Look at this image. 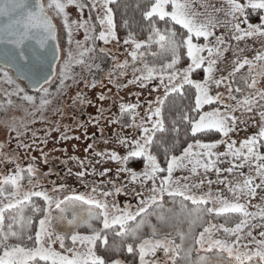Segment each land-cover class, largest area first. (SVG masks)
Returning a JSON list of instances; mask_svg holds the SVG:
<instances>
[{"label":"snow or ice","instance_id":"obj_1","mask_svg":"<svg viewBox=\"0 0 264 264\" xmlns=\"http://www.w3.org/2000/svg\"><path fill=\"white\" fill-rule=\"evenodd\" d=\"M113 3L114 0H0V91L7 97L0 102V109L6 113L17 106L12 99L16 97L32 109L29 115L39 113L40 118L45 119L44 113L69 87L67 81L76 83L73 65L87 66L89 70L93 66L99 68L98 64H88L87 60L96 51V40L106 45L112 41L119 43ZM194 5L195 0H143L138 3L136 8L147 26V36L137 39L129 32L123 43L131 46L128 53L131 61L125 59L115 64L118 76H126L131 63L132 79L128 84L147 88L150 82L158 80L156 91L163 88L162 95L145 102L146 118L142 117L139 123L136 119L139 102L120 105L121 117L113 122L119 123L127 116L131 120L127 126L139 129L138 135L117 139L126 149V155L116 150L94 153L118 162L117 174L127 172L130 183L139 184L140 190L131 189L134 196L141 197L137 208L133 211L131 205L121 208L114 200L109 201V197L126 188L112 180L108 181L111 190L103 187V181L99 185L93 181L88 194H63L71 191L66 180L51 182L50 186L42 184L40 178L50 173H41L35 163L21 167L15 154L9 155L0 144V157L15 165L13 171L0 178V264H125L124 260L116 258L125 251L133 256V264L137 256L138 264H264V231L259 232V238L252 231L257 227L254 223L257 218L258 226L264 229V205H256V212L248 210L251 200L258 195L257 190H264V104H261L264 89L257 88V78L264 77V51L255 52L249 59L241 57L238 53L243 49H238L231 70L225 76L219 62L228 51L225 47L228 37L223 32L217 34L218 28H225L231 33L230 38L238 42L264 37V16L259 17L260 22H249L251 12H264V0H224L220 7L205 5L204 12L197 11ZM69 7H75L80 15L88 9L89 18L70 20ZM208 7H212L211 13L207 12ZM93 18L99 23L98 36L97 25L91 22ZM124 23L128 25V21ZM64 29L69 45L75 43V51L70 47L67 53H62L60 33ZM80 29L84 31L83 41H73L74 32ZM201 38L202 43L199 42ZM88 41H92L90 46ZM154 45L165 54L159 63L148 59L149 55L158 56L157 52L147 51ZM99 51L106 50L100 48ZM182 59L189 62L182 66ZM53 64L57 68H53ZM246 66L247 73L242 74ZM197 69L202 70L201 79L193 78ZM238 74L248 89L247 94L241 87L233 89L231 83L226 84L228 97L235 102L227 103L219 88ZM108 76L109 82H116L112 79V71ZM22 80L31 82L35 95L20 86ZM95 86L92 82L91 87ZM53 87L55 92L50 90ZM233 91L243 98L238 99ZM82 97L83 93L78 92L74 102L90 103ZM174 97L181 101V106L171 111L174 117L171 132L176 136L171 148H163L162 166L156 153L169 141L158 140L157 134L163 136L168 132L165 106L173 104ZM100 99L105 97L101 95ZM206 105L209 110H205ZM257 106L260 108L259 131L240 141L237 147L238 142L231 137L245 121L235 113L240 110L252 113ZM20 124L27 129L23 120ZM7 126L18 137L24 134L15 117ZM182 129L186 146L177 155L174 154L175 145L180 143ZM222 145L225 146L223 151L219 150ZM131 158H142V171L127 166ZM71 159L81 166L75 173L76 178L87 180L89 168L91 173L96 172L92 161L85 166L84 160ZM225 161L229 166L221 167ZM47 162L45 156L44 163ZM245 167L249 170L247 175L242 171ZM176 170H187L189 175L174 177ZM201 170L205 175L215 172L216 183L225 185L231 198L219 191L213 194L210 186L214 182L210 179L190 183L191 178L200 176ZM110 172L111 169L104 168L100 175ZM68 174L72 175V169ZM229 175L233 179L230 180ZM24 181L30 186L29 190H23ZM205 183L209 190L197 191ZM166 196L174 204L179 198V211L165 207ZM187 202L194 207L189 208ZM77 206L82 210L77 211ZM209 215L222 217L224 223H211L206 219ZM151 216H155L156 223L151 222ZM54 220L66 223L71 231H57ZM185 221L189 225L187 232L177 229L173 235L162 231ZM146 226L150 229L148 233H145ZM196 228L202 231L195 234ZM57 244L59 250L55 247ZM197 248L203 254L196 261H190ZM160 251L164 253L163 260L158 258Z\"/></svg>","mask_w":264,"mask_h":264},{"label":"rangeland","instance_id":"obj_2","mask_svg":"<svg viewBox=\"0 0 264 264\" xmlns=\"http://www.w3.org/2000/svg\"><path fill=\"white\" fill-rule=\"evenodd\" d=\"M242 2H245V0H242ZM223 4L224 0H195L194 7L197 11L204 12L205 5L220 7ZM68 11L70 14V20L89 18L88 9H85L82 15L78 14V10L75 7H69ZM207 12L211 13L212 7H208ZM260 16H264V12H251L249 22H260ZM220 18L224 19L222 14H220ZM56 20L59 23L60 18L57 17ZM91 22L97 25L96 35L98 36V31L100 30L98 20L93 18ZM241 26L247 27L246 24H242ZM161 27H163V25H161ZM221 32L225 33L226 37H228L227 44L225 45V47H228V51L224 53V59L219 62L220 71L225 76H227L228 71L231 70V65L236 58L238 49H243V52L238 53L241 57L247 56L249 59L254 56L255 52L264 51V37L257 36L246 38L245 40L238 42L235 39L230 38L231 33H229L227 29L218 28L217 34H220ZM60 36L62 53H67L70 47L75 51V43L73 42L71 45L68 43L66 29L61 31ZM146 36L144 38H146ZM83 39V29L74 32L73 41H83ZM211 39L214 42V38ZM199 42L202 43L203 38H201ZM91 44L92 41H88V45L90 46ZM100 48H104L106 51L101 53L99 51ZM130 51L131 46L125 45L123 40H120L118 44L115 41H112L106 45L103 41L97 39L96 51L91 53L87 60L88 64H98L99 68L93 66L89 70L87 66L82 67L80 65H73L72 74L76 77V83L72 80L67 81L69 87L65 88L63 93L56 97L49 109L44 113L45 119H41L39 113H36L35 116L29 115V113L32 112V109L18 98L12 97L17 106L9 108L6 113L3 109H0V144L4 145V151L9 152V155L14 153L18 158L21 167L26 168L28 164L35 163L41 173H50L47 177L40 178V182L46 186H50L51 182L59 183L62 180H66L71 191L63 194H71V192L88 194L91 192L93 181L96 185H99L101 181H103V187L111 190L112 186L105 182L108 181V174L114 175V172L115 174L117 173L116 169L119 167V164L116 161H108L103 157L95 156L94 153L116 150L120 155H126V149L117 143V139H122L125 136L138 135L139 129L127 126L131 123L130 118L127 116L121 118L119 123L113 122L121 117L120 105L139 102L140 107L137 109L139 115L136 117L137 123H139L142 117L146 118L145 102L154 99L156 95H162L163 93V88H160L159 92L156 91L159 87L158 80L150 82L147 88H141L138 84H128V80L132 79L131 63L127 70L128 74L126 76H118L115 70V64L118 62L122 63L125 59L131 61V58L128 55ZM147 51L158 53L157 57L149 55V61L159 63V61L165 57V54L160 52L158 45H154ZM204 54L207 55L206 52ZM113 56L116 57L115 60L113 59ZM188 62L189 61L186 59H182L181 64L184 66ZM137 66L140 65L138 64ZM55 68H57V65ZM257 70L259 71V69ZM110 71H112V79L116 81L114 83L109 82L108 73ZM201 71V69H197L193 78L201 79ZM241 71L242 74H246L247 66ZM219 74L220 72L216 75L219 76ZM257 79V88L264 89V77H258ZM92 82H95V87H91ZM19 83L21 87H24L25 90L29 92V94L35 95V90L30 91L23 80L19 81ZM229 83H231L233 89L241 87L245 90V94H247L248 89L243 84L241 76L238 74L233 80L225 81V83L221 84L219 88V91L223 93L225 102L235 103L229 99L228 92L225 90V85ZM118 84L119 87L117 86ZM5 87L8 86L5 85ZM50 90L55 92V87ZM215 91L216 89L213 88V92ZM78 92L83 93L82 99L86 98L90 103H75L74 98ZM101 95H103L105 99L101 100ZM233 95H236L238 99L243 98L240 93L234 91ZM6 99L7 97L4 96L3 91H0V102L5 101ZM261 104H264V101H261ZM167 105L168 104H166V106ZM217 106L222 108V105ZM56 109H59L60 111L57 112ZM205 110H209V106L206 105ZM259 111L260 108L257 106L252 113H244L242 110L235 113L241 121H245L244 123L239 124L236 133L231 137V139L238 142L237 147L239 146L240 141L259 131ZM13 117L16 119L17 126H20V130L24 133L19 137L16 135V132L12 131L7 126L8 122H10ZM21 120L27 125V129L20 124ZM32 120H35V122L31 123L30 121ZM18 145L20 146L18 147ZM23 145H28V147H24ZM89 145L92 147L89 148ZM224 147L225 146L223 145L220 146L219 150L223 151ZM45 156H47L48 160L46 164L44 163ZM72 157H78L80 160H84L85 166L88 165V161H92L96 167V172L94 174L91 173V168H89L90 175L87 180L82 181L76 178L75 173L81 170V166L78 164L77 160L71 159ZM33 158H35V160H33ZM133 159L134 158H131L129 161ZM96 160H101L102 163L96 164ZM133 165L134 160L133 164L129 165V167H133ZM226 166H229L227 161L221 165V167ZM14 167L15 165L8 163L6 158L0 157V178L13 171ZM104 168L111 169V171L113 170V173L111 172L105 176H101L100 172ZM69 169H72L71 176L68 174ZM242 171L247 175L249 170L245 167ZM188 175L189 173L187 170H176L174 173V177H184ZM120 176L125 178L123 180L118 178H113L111 180L117 185H126V188L118 195L109 197V201L112 202L114 200L121 208L131 205V208L134 211L137 208L141 197L134 196L131 189L136 188L137 190H140V186L136 183H130L129 175L126 174V172L116 175V177L119 178ZM222 178L223 176H221V179ZM200 179H204L205 181L210 179L214 182L210 186L213 194L219 191L223 195L231 198V194L228 193L225 185L216 183L217 175L215 172H209L205 175L201 170L200 176L191 178L189 182H198ZM229 179H233V176L229 175ZM236 179H239V177H236ZM29 188L30 186L27 184V181H24L23 190H29ZM208 190L209 186L205 183V186L197 191L207 192ZM257 193L258 195L251 200V206L248 209L250 212L257 211L256 205H264V190L258 189ZM165 198L169 197L166 196ZM208 206L211 207L212 204L209 203ZM79 209H81V207L77 206V211ZM53 215H56V213L54 212ZM210 217L208 220L211 223L216 222L214 218L219 219V221H221L220 223H224L222 217L214 215H210ZM254 223L257 224V227L252 230L253 235L259 238V232L264 231V229L258 226L260 223L259 218H257ZM53 225L57 231H71L66 223L54 220ZM35 227H39L38 221L35 222ZM81 231L86 232L87 230L81 229ZM215 235L219 236L220 233H215ZM244 243H247V241H244ZM66 244H70V241H66ZM55 247L59 250L58 244ZM124 257L125 258H116L124 260L125 264H133L132 260H134V258L131 254L125 253ZM158 258L162 260L165 258L162 251L158 252ZM135 264H138V256L135 257Z\"/></svg>","mask_w":264,"mask_h":264},{"label":"trees","instance_id":"obj_3","mask_svg":"<svg viewBox=\"0 0 264 264\" xmlns=\"http://www.w3.org/2000/svg\"><path fill=\"white\" fill-rule=\"evenodd\" d=\"M142 2H143V0H114V3L111 5L113 8V12L115 14V17H114V19H115V31H116L117 36L120 38V40H124L128 36L129 32L134 33L136 35L137 39H144V37L147 35V26L141 18L140 10H138L136 8V5L138 3H142ZM125 21H128L127 26L124 23ZM177 28H179V26H177ZM182 56H183V53H182ZM180 106H181V101H180L179 97L174 98L173 104H168L166 106V108H165V117H166L165 125H166V128H168V132H166L163 136H161L159 133L157 134L158 140L167 139L169 141L168 145H161L160 151H158L156 153L158 155V158L161 159L162 166H163V148L164 147L171 148L172 147L171 141H172L173 137L176 136L175 133L171 132V120L174 118L173 115L171 114V111H175ZM179 138H180V143L175 145V151H174V154H177V155L182 150V148L184 146H186V144L184 143L186 137H185L183 129L181 130V133L179 134ZM188 142H191V141L189 140ZM133 160H134L133 167H129V165L133 164ZM133 160L128 161L127 166L129 168L134 169L137 172L142 171V163H141L142 158H134ZM111 172L113 173V170ZM126 174H128V173L126 172ZM116 175H117V173L115 174V172H114V175L108 174V181L113 179V178H118L121 180H123L125 178V177H121V176L119 178V177H116ZM129 178H130V176H129ZM108 181H106L105 183L110 185L108 183ZM187 203H188L189 208L194 207L193 205H191L190 202H187ZM165 207L166 208H172L175 211H179V198H177V201L175 204L172 202L171 198H165ZM81 210L82 209H79L78 211H81ZM209 217H210V215L207 216L206 219L208 220ZM149 219L151 220L152 223H156L155 216H151ZM214 219L216 221L215 224L221 222L217 218H214ZM97 226L99 227L102 225L98 224ZM188 227H189V225L186 221L185 222H178V223H174L173 227L163 228L162 231L172 232L173 235H175V231L177 229H180V230L187 232ZM84 230H86V229H84ZM201 230H202V228H196V229H194V233L198 234L197 232H199ZM149 231H150V229H148L146 226L145 227V233H148ZM177 242H179L178 238H177ZM125 253H127V252L125 251V252L119 254L117 257L125 258L124 257ZM202 254H203L202 251L198 250V248L193 250L191 257H190V261H196L200 257V255H202ZM213 259H215L214 256H213Z\"/></svg>","mask_w":264,"mask_h":264},{"label":"water","instance_id":"obj_4","mask_svg":"<svg viewBox=\"0 0 264 264\" xmlns=\"http://www.w3.org/2000/svg\"><path fill=\"white\" fill-rule=\"evenodd\" d=\"M55 66H56L55 64L52 65L53 68H55ZM23 81L25 82L28 89L35 90L30 81L28 80H23Z\"/></svg>","mask_w":264,"mask_h":264},{"label":"flooded vegetation","instance_id":"obj_5","mask_svg":"<svg viewBox=\"0 0 264 264\" xmlns=\"http://www.w3.org/2000/svg\"><path fill=\"white\" fill-rule=\"evenodd\" d=\"M30 90V89H29ZM30 91H34V90H30Z\"/></svg>","mask_w":264,"mask_h":264}]
</instances>
